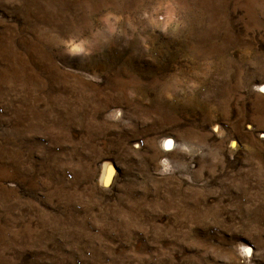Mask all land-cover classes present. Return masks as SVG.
I'll use <instances>...</instances> for the list:
<instances>
[{
	"label": "rangeland",
	"instance_id": "1",
	"mask_svg": "<svg viewBox=\"0 0 264 264\" xmlns=\"http://www.w3.org/2000/svg\"><path fill=\"white\" fill-rule=\"evenodd\" d=\"M0 264H264V0H0Z\"/></svg>",
	"mask_w": 264,
	"mask_h": 264
},
{
	"label": "bare ground",
	"instance_id": "2",
	"mask_svg": "<svg viewBox=\"0 0 264 264\" xmlns=\"http://www.w3.org/2000/svg\"><path fill=\"white\" fill-rule=\"evenodd\" d=\"M249 249V248H248Z\"/></svg>",
	"mask_w": 264,
	"mask_h": 264
}]
</instances>
